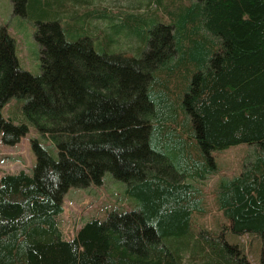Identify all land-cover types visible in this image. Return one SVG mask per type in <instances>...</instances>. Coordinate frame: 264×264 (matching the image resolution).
Instances as JSON below:
<instances>
[{
    "label": "trees",
    "instance_id": "1",
    "mask_svg": "<svg viewBox=\"0 0 264 264\" xmlns=\"http://www.w3.org/2000/svg\"><path fill=\"white\" fill-rule=\"evenodd\" d=\"M10 1L16 14L30 2L53 18L37 21L38 75L20 67L0 26V138L14 145L31 123L57 157L32 139L31 174L0 177V264H184V253L187 264H250L232 241L246 234L260 237L264 264V0H152L150 21L125 15L131 27L88 13L110 24L106 44L84 29L85 15L67 26L49 0ZM121 36L146 50L115 51ZM13 97L25 98L24 121L2 115ZM243 143L254 158L215 188L222 224L196 227L213 151ZM106 171L136 206L64 238V194L101 184Z\"/></svg>",
    "mask_w": 264,
    "mask_h": 264
},
{
    "label": "rangeland",
    "instance_id": "2",
    "mask_svg": "<svg viewBox=\"0 0 264 264\" xmlns=\"http://www.w3.org/2000/svg\"><path fill=\"white\" fill-rule=\"evenodd\" d=\"M47 0H42V3ZM50 7H45L50 13L58 12L63 25H74L83 15L86 24L84 29L92 35H97L101 44H106L107 36L112 32L110 24L104 18H92L88 13H108L116 17L118 22L127 14L142 15L145 21L153 16L155 7L152 0H49ZM30 3V2H29ZM27 4L25 15L13 12L10 0H0V26L5 25L15 40L16 55L19 65L33 75L41 72L40 47L34 33L37 21L52 19V14L40 12L36 5ZM161 9V7H159ZM160 12V11H159ZM157 15V14H156ZM159 15H164L163 11ZM56 15H54L55 17ZM92 16V15H91ZM158 16V15H157ZM159 17V16H158ZM164 18V17H162ZM133 18L125 16L124 22L129 26ZM115 51H123L127 55L136 54L139 50H146L144 41L136 37L121 36L114 44ZM110 48V47H109ZM108 48V49H109ZM174 84H171V89ZM174 92V89H172ZM25 98L13 97L2 109V115L13 122L24 121L23 105ZM37 139L45 145L50 153L57 157L56 150L48 138L44 137L31 123L28 132L14 145L4 144L0 138V177L20 171L31 174L36 158L31 146V140ZM255 146L238 144L221 151H213L216 162V172L204 180L201 188L204 192L203 204L205 213L194 215L196 227L216 231L222 224V217L215 206V188L220 179L231 178L239 174L254 158ZM137 199L127 193V184L115 178L109 171L104 172L101 184H90L86 187H70L63 197V212L58 216V224L64 238L71 239L78 229L91 218L104 219L112 209L124 210L136 206ZM232 239V237H230ZM232 241H239L246 253L250 264H259L261 240L259 236L242 235L234 237ZM183 263L189 262V255H182ZM195 260V264H200Z\"/></svg>",
    "mask_w": 264,
    "mask_h": 264
}]
</instances>
